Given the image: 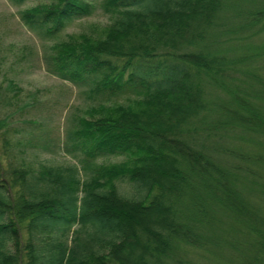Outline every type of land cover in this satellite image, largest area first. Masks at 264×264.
<instances>
[{
    "label": "trees",
    "instance_id": "1",
    "mask_svg": "<svg viewBox=\"0 0 264 264\" xmlns=\"http://www.w3.org/2000/svg\"><path fill=\"white\" fill-rule=\"evenodd\" d=\"M260 2L252 27L264 23ZM225 5L54 0L20 11L49 44L46 70L88 104L64 142L41 138L76 165L7 176L0 163V264H23V252L28 264H264V44L233 58L205 48ZM98 9L106 26L66 33ZM211 84L226 90L217 110Z\"/></svg>",
    "mask_w": 264,
    "mask_h": 264
},
{
    "label": "rangeland",
    "instance_id": "2",
    "mask_svg": "<svg viewBox=\"0 0 264 264\" xmlns=\"http://www.w3.org/2000/svg\"><path fill=\"white\" fill-rule=\"evenodd\" d=\"M260 1L225 0L223 14L203 46L211 53L233 58L236 54L249 51L253 44H264V23L253 27L249 24L250 13H256L262 8ZM53 2L54 0H29L18 7L9 0H0V163L7 176L14 169L20 168L33 169L39 174L41 164H77L63 150L45 151L40 146L43 143L41 138L53 140L50 149L55 141L64 142L73 116L88 104V100L79 88L46 70L43 54L49 44L42 42L20 21V11ZM108 23V17L98 9L93 17L74 23L66 33H80L97 28L100 30ZM207 88V103L210 105L211 102L218 105L228 101L226 90L214 84ZM212 107L211 105V109ZM209 114L212 115L210 112ZM30 121H36L43 127L29 125ZM123 160L124 157H108L103 162L114 164ZM118 188L122 195L135 198L139 196L135 187L128 183H119ZM22 234L25 246L29 235L25 229H22ZM34 242L39 252L42 247L39 237ZM23 253L22 262L28 264L29 257ZM58 257L55 255L53 259Z\"/></svg>",
    "mask_w": 264,
    "mask_h": 264
}]
</instances>
